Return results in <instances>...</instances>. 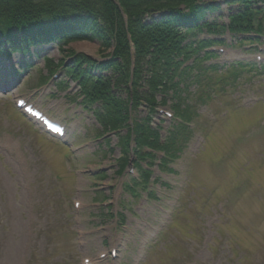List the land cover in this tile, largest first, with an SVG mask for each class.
Returning a JSON list of instances; mask_svg holds the SVG:
<instances>
[{"label":"rangeland","instance_id":"374dc122","mask_svg":"<svg viewBox=\"0 0 264 264\" xmlns=\"http://www.w3.org/2000/svg\"><path fill=\"white\" fill-rule=\"evenodd\" d=\"M225 38L215 47L219 55L204 62L220 63L202 82L211 97L193 78L183 93L195 104V136L173 171L154 166L149 185L136 195L124 188L138 177L133 160L119 173L117 136L110 134L107 147L81 99L43 82L51 72L45 56L57 62L82 52L100 59L98 42L39 48L33 71L0 85V264H264V69L227 65L264 63V45ZM20 58H0V73L19 66ZM19 98L65 125V136L25 115ZM162 111L154 119L166 128L172 118ZM148 114L142 105L139 115ZM151 191L157 199L148 197Z\"/></svg>","mask_w":264,"mask_h":264},{"label":"trees","instance_id":"16d2710c","mask_svg":"<svg viewBox=\"0 0 264 264\" xmlns=\"http://www.w3.org/2000/svg\"><path fill=\"white\" fill-rule=\"evenodd\" d=\"M220 1L0 0V56L18 52L40 58L38 52H32L33 48L56 45L63 50L71 41L98 42L104 53L102 59L75 53L58 64L47 57L45 60L50 70L61 68L65 76L77 83V94L94 106L102 131L115 132L122 150L120 172L128 165L133 151L142 178L136 184L140 185L147 181L149 172L139 162L152 158L144 147L163 150L161 169L172 172L170 164L194 136L187 123L195 118V104L178 96L180 84L190 76V67L183 65L198 51L223 40H188L205 30L219 34L228 29L236 33L256 32L263 38L254 40L264 42V0H223L228 6L229 24L219 22L223 11ZM199 68L201 73L194 82L210 98L212 92L205 91L202 82L218 68ZM231 68L258 69L244 63ZM233 73L237 74L236 79L238 72ZM58 86L65 89L68 83L64 80ZM169 90L175 92L173 110L179 120L162 140L161 126H153V115L158 104H167ZM143 104L150 109L147 117L138 115ZM102 131L99 136H103ZM106 141L110 145V140ZM132 142L136 146L131 150Z\"/></svg>","mask_w":264,"mask_h":264}]
</instances>
